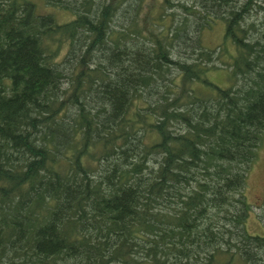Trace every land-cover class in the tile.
Wrapping results in <instances>:
<instances>
[{
    "label": "trees",
    "instance_id": "16d2710c",
    "mask_svg": "<svg viewBox=\"0 0 264 264\" xmlns=\"http://www.w3.org/2000/svg\"><path fill=\"white\" fill-rule=\"evenodd\" d=\"M145 1L0 0V264H264V0Z\"/></svg>",
    "mask_w": 264,
    "mask_h": 264
},
{
    "label": "rangeland",
    "instance_id": "374dc122",
    "mask_svg": "<svg viewBox=\"0 0 264 264\" xmlns=\"http://www.w3.org/2000/svg\"><path fill=\"white\" fill-rule=\"evenodd\" d=\"M38 14H51L59 24H64L74 19V14L65 9L51 8L46 5L45 0H30ZM163 0H146L144 10L153 16L159 9ZM169 12V10H167ZM150 21V20H148ZM225 24L218 20L206 27L201 34L202 45L214 50L219 46H225L226 53L220 55L216 62V69H211L206 74L209 81L220 88L230 86V68L226 63H230L235 55L234 45L224 38ZM62 47H67L63 42ZM224 62V63H223ZM258 160L251 166L247 175L245 195L247 203L250 205L248 216L245 222V229L249 234L264 236V141L258 151Z\"/></svg>",
    "mask_w": 264,
    "mask_h": 264
},
{
    "label": "flooded vegetation",
    "instance_id": "af4514ba",
    "mask_svg": "<svg viewBox=\"0 0 264 264\" xmlns=\"http://www.w3.org/2000/svg\"><path fill=\"white\" fill-rule=\"evenodd\" d=\"M257 161V160H256Z\"/></svg>",
    "mask_w": 264,
    "mask_h": 264
}]
</instances>
